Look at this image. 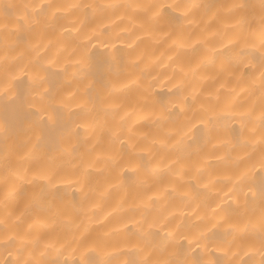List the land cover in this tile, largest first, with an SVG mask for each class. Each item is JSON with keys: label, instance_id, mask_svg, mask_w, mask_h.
<instances>
[{"label": "bare ground", "instance_id": "obj_1", "mask_svg": "<svg viewBox=\"0 0 264 264\" xmlns=\"http://www.w3.org/2000/svg\"><path fill=\"white\" fill-rule=\"evenodd\" d=\"M0 264H264V0H0Z\"/></svg>", "mask_w": 264, "mask_h": 264}]
</instances>
